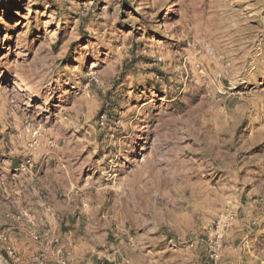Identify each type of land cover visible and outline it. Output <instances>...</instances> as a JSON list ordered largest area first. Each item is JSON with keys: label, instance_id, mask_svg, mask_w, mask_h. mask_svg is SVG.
I'll use <instances>...</instances> for the list:
<instances>
[{"label": "rangeland", "instance_id": "rangeland-1", "mask_svg": "<svg viewBox=\"0 0 264 264\" xmlns=\"http://www.w3.org/2000/svg\"><path fill=\"white\" fill-rule=\"evenodd\" d=\"M264 264V0H0V264Z\"/></svg>", "mask_w": 264, "mask_h": 264}, {"label": "built area", "instance_id": "built-area-1", "mask_svg": "<svg viewBox=\"0 0 264 264\" xmlns=\"http://www.w3.org/2000/svg\"><path fill=\"white\" fill-rule=\"evenodd\" d=\"M237 217L231 211L221 213L215 223L212 234V227L207 235V249L209 264H219L223 255V239L227 231L236 223ZM66 264V263H64Z\"/></svg>", "mask_w": 264, "mask_h": 264}]
</instances>
